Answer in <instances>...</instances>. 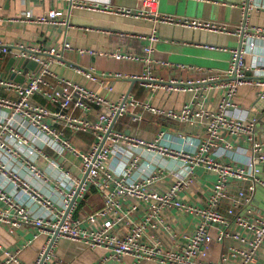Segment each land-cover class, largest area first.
Returning <instances> with one entry per match:
<instances>
[{
  "label": "built area",
  "instance_id": "1",
  "mask_svg": "<svg viewBox=\"0 0 264 264\" xmlns=\"http://www.w3.org/2000/svg\"><path fill=\"white\" fill-rule=\"evenodd\" d=\"M157 1L142 0L136 16L171 22L158 15ZM243 10L259 12L264 4L248 0ZM8 21L70 27L61 10L41 16L26 11ZM182 24L228 32L206 22ZM235 34L240 46L230 51L228 68L198 69V78L163 81L148 69L131 77L76 70L94 83L137 81L151 96L189 94L178 110L131 94L112 102L53 75L50 66L70 49L66 42L62 50L0 42V56L38 66L35 72L11 68L10 75L21 82L0 73V87L14 95L0 97V228L11 237L31 232L12 247L0 242V264H28L21 253L39 238L43 242L31 264H56L54 248L61 240L104 250L93 264H120L124 257L132 264H264V57L253 52L264 45V28L244 20ZM111 57L150 62L120 51ZM240 88L254 90L251 109L236 102ZM146 115L200 134L160 128L147 138L134 126ZM82 134L92 141L79 147L75 140ZM91 190L100 195L101 208L76 215Z\"/></svg>",
  "mask_w": 264,
  "mask_h": 264
},
{
  "label": "crops",
  "instance_id": "2",
  "mask_svg": "<svg viewBox=\"0 0 264 264\" xmlns=\"http://www.w3.org/2000/svg\"><path fill=\"white\" fill-rule=\"evenodd\" d=\"M255 1L264 4V0ZM247 2L248 0H158V15L171 19V22H163L136 16V12L142 9V0H0V42L9 46L19 43L41 48L57 46L61 50L63 42H66L70 49L64 52L59 62L54 61L50 66L53 75L84 86L112 102L131 94L138 100L151 102L154 106L178 110L190 99L189 94L162 91L151 96L137 81L119 79L102 80L103 84L94 83L78 74L76 70L91 71L96 76L119 73L131 77L142 76L148 69L153 77L163 81L174 77L198 78L201 75L198 69L226 70L229 66L230 51L239 49L240 40L235 31L244 20L250 26L264 28V10L244 11L243 6ZM94 5L100 10H90ZM49 10L63 11L69 19L70 27L51 28L8 21L19 18L26 11L31 12L33 16H41ZM119 10H131L132 14L123 15ZM191 20L215 24L217 27L223 26L228 32L209 31L182 24L183 21ZM153 35L156 41L151 42L150 37ZM148 49L151 50L150 53L145 52ZM79 50L97 53L80 54ZM117 51L141 59L146 58L150 62H130L112 58L111 54ZM253 52L264 57V45L256 46ZM250 60L251 57L248 56L246 62L249 63ZM160 63H167L169 66H162ZM178 66L184 70H180ZM11 68L35 72L38 66L35 65L31 69L10 55L0 56V73L14 82H21V78L10 75ZM107 86L112 88L111 92L105 89ZM253 93L251 88H240L236 102L247 110L251 109L254 104ZM0 97L13 98L14 95L0 87ZM215 100L213 105L217 102V99ZM34 101L50 108V105L38 96H35ZM123 121L128 122L127 118ZM134 126L140 128L139 133L147 138L154 136L160 128H172L192 136L200 134V131H192L188 127L154 121L149 115H146L140 126ZM87 137L89 136L80 135L79 139L75 140V145L82 147V142L89 143L85 139ZM207 180L205 182L209 183ZM95 194L97 193L94 190L87 194L85 205H79L76 215L90 214L101 208L102 199L96 203ZM259 194L263 192L259 191ZM30 236L31 232L26 231L11 237L0 228V242L5 247L21 244L23 239ZM42 242V238L36 240L32 248H27L21 253V259L31 264ZM54 253L56 264H93L104 254V250H90L79 243L61 240L55 245ZM120 264L132 263L130 258L124 257Z\"/></svg>",
  "mask_w": 264,
  "mask_h": 264
},
{
  "label": "rangeland",
  "instance_id": "3",
  "mask_svg": "<svg viewBox=\"0 0 264 264\" xmlns=\"http://www.w3.org/2000/svg\"><path fill=\"white\" fill-rule=\"evenodd\" d=\"M259 128V127H258ZM88 142H91L92 141V139H91V137H87V138H85ZM100 200H101V198H100V196L98 195V194H95V198H94V201L96 202V203H98V202H100ZM86 201V200H85ZM85 201H82L81 202V204H80V206L81 207H83L84 205H85Z\"/></svg>",
  "mask_w": 264,
  "mask_h": 264
},
{
  "label": "water",
  "instance_id": "4",
  "mask_svg": "<svg viewBox=\"0 0 264 264\" xmlns=\"http://www.w3.org/2000/svg\"><path fill=\"white\" fill-rule=\"evenodd\" d=\"M25 66H28L29 68L33 69V67L35 66L34 63H30V62H23Z\"/></svg>",
  "mask_w": 264,
  "mask_h": 264
}]
</instances>
